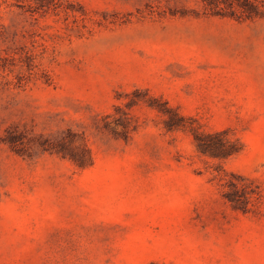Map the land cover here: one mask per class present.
<instances>
[{"label": "rangeland", "instance_id": "rangeland-1", "mask_svg": "<svg viewBox=\"0 0 264 264\" xmlns=\"http://www.w3.org/2000/svg\"><path fill=\"white\" fill-rule=\"evenodd\" d=\"M43 2L0 0V264H264V15Z\"/></svg>", "mask_w": 264, "mask_h": 264}, {"label": "trees", "instance_id": "trees-1", "mask_svg": "<svg viewBox=\"0 0 264 264\" xmlns=\"http://www.w3.org/2000/svg\"><path fill=\"white\" fill-rule=\"evenodd\" d=\"M44 0H34L36 5H31L28 3L29 7H32L33 11H39L44 9L43 7H48V4L43 2ZM208 6L218 7L220 3L233 6L234 4L239 8V11L247 18H253L264 15V0H206ZM163 113H168L169 110H161ZM217 132L215 136H219ZM211 134L195 133L194 140L197 149L204 153L218 157H227L235 154L239 151V147H236L235 143L229 139H219L217 142L210 140ZM50 148H53L50 147ZM57 150V149H56ZM58 151V150H57ZM59 152V151H58ZM86 152V151H85ZM64 156H68L74 163L78 166L84 167L87 165L90 159L88 154H71L63 153ZM241 179H245L241 177ZM229 186L232 188L230 192L226 194V198L230 201L236 208H244V203L248 202L249 196L256 194L260 195L258 191L247 189L246 185H238L237 183L231 182Z\"/></svg>", "mask_w": 264, "mask_h": 264}]
</instances>
